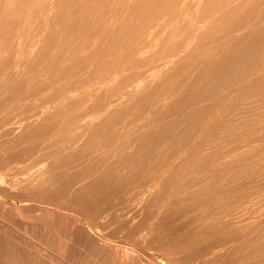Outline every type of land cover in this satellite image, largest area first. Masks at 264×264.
<instances>
[{
    "label": "rangeland",
    "instance_id": "1",
    "mask_svg": "<svg viewBox=\"0 0 264 264\" xmlns=\"http://www.w3.org/2000/svg\"><path fill=\"white\" fill-rule=\"evenodd\" d=\"M0 264H264V0H0Z\"/></svg>",
    "mask_w": 264,
    "mask_h": 264
}]
</instances>
